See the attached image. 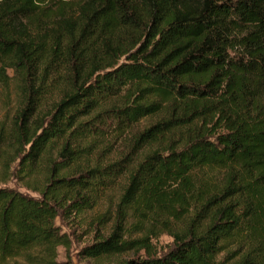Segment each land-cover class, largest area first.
<instances>
[{"label": "trees", "instance_id": "obj_1", "mask_svg": "<svg viewBox=\"0 0 264 264\" xmlns=\"http://www.w3.org/2000/svg\"><path fill=\"white\" fill-rule=\"evenodd\" d=\"M0 103V264H264V0H0Z\"/></svg>", "mask_w": 264, "mask_h": 264}, {"label": "rangeland", "instance_id": "obj_2", "mask_svg": "<svg viewBox=\"0 0 264 264\" xmlns=\"http://www.w3.org/2000/svg\"><path fill=\"white\" fill-rule=\"evenodd\" d=\"M10 97L13 99V93H11ZM2 113V105L0 103V115ZM112 156L116 157V152H112ZM12 182H10L11 184ZM21 190H25L20 187ZM34 194V193H32ZM98 211H103L105 207H95ZM113 212V211H112ZM113 215V214H112ZM113 217V216H112ZM114 219L112 218L106 224H104V232L109 231L111 225L113 224ZM129 221V220H128ZM56 223L60 225L61 229L70 234L71 243L69 247L65 248L63 246L57 247V256H56V264H100L98 261L83 258L78 255V251L85 245L90 244L94 241V231H88L85 233V229L79 228L74 225L64 224L60 221V219H56ZM87 229V228H86ZM171 236L167 233H161L156 238L152 239V243L158 249V252H164L171 244ZM132 253L127 252L120 255H115L111 259L105 260L104 264H113L118 258H128L131 257ZM13 264H24L21 260L15 261Z\"/></svg>", "mask_w": 264, "mask_h": 264}]
</instances>
